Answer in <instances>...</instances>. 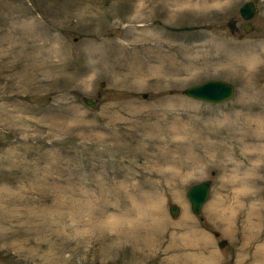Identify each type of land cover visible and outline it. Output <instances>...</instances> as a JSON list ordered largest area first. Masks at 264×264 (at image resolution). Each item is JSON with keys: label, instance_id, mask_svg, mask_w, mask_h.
<instances>
[{"label": "rangeland", "instance_id": "1", "mask_svg": "<svg viewBox=\"0 0 264 264\" xmlns=\"http://www.w3.org/2000/svg\"><path fill=\"white\" fill-rule=\"evenodd\" d=\"M263 220L264 0H0V264H264Z\"/></svg>", "mask_w": 264, "mask_h": 264}, {"label": "water", "instance_id": "2", "mask_svg": "<svg viewBox=\"0 0 264 264\" xmlns=\"http://www.w3.org/2000/svg\"><path fill=\"white\" fill-rule=\"evenodd\" d=\"M255 12V6L252 2H245L239 7V14L244 20H250ZM251 27L244 25V31L249 32ZM100 86H104V82H100ZM234 87L231 83L210 79L199 84L191 85L183 90V93L195 100L208 103H221L228 100L233 94ZM81 101L88 108H95L97 102L90 97L82 96ZM209 182L205 181L192 185L187 190V197L191 203L192 212L197 214L201 211V206L205 202L209 192ZM178 207L174 204L169 205V212L172 217L178 215Z\"/></svg>", "mask_w": 264, "mask_h": 264}, {"label": "bare ground", "instance_id": "3", "mask_svg": "<svg viewBox=\"0 0 264 264\" xmlns=\"http://www.w3.org/2000/svg\"><path fill=\"white\" fill-rule=\"evenodd\" d=\"M139 26H141V28H145L146 26L145 25H139ZM138 40H140V41H142L144 44H146L147 43V40H146V38H145V36L143 35L142 37H140V38H138ZM132 42V41H131ZM125 48H121V49H119V50H121V51H123ZM162 56V55H161ZM28 60H31L30 58L28 59ZM160 67V66H159ZM36 70H37V68L35 67V66H33V65H29V67H28V72H29V74H30V83H34L35 82V78H36ZM171 73V72H170ZM18 78H20V76H19V74H16V75H14V76H12L10 79H13V81H15L18 85H20L21 84V81H20V79L18 80ZM17 80H18V82H17Z\"/></svg>", "mask_w": 264, "mask_h": 264}, {"label": "flooded vegetation", "instance_id": "4", "mask_svg": "<svg viewBox=\"0 0 264 264\" xmlns=\"http://www.w3.org/2000/svg\"><path fill=\"white\" fill-rule=\"evenodd\" d=\"M242 27H243V25H242Z\"/></svg>", "mask_w": 264, "mask_h": 264}]
</instances>
